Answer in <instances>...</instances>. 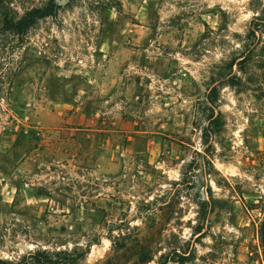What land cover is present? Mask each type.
<instances>
[{
    "label": "rangeland",
    "instance_id": "rangeland-1",
    "mask_svg": "<svg viewBox=\"0 0 264 264\" xmlns=\"http://www.w3.org/2000/svg\"><path fill=\"white\" fill-rule=\"evenodd\" d=\"M48 1L0 0V259L264 264V0H53L11 29ZM206 106L209 191L180 174Z\"/></svg>",
    "mask_w": 264,
    "mask_h": 264
},
{
    "label": "trees",
    "instance_id": "trees-1",
    "mask_svg": "<svg viewBox=\"0 0 264 264\" xmlns=\"http://www.w3.org/2000/svg\"><path fill=\"white\" fill-rule=\"evenodd\" d=\"M53 0H49L43 6L34 7L30 10L26 11L23 15H21L16 21L12 22L11 29L15 31L17 34H23L25 31L32 26L38 19L53 14ZM214 89V88H212ZM209 102L213 101L211 96H208ZM209 109L210 113L207 115L208 124L201 127L200 129V144L202 148L200 149H191L190 158H187L183 161L181 165L180 174L182 177L189 176L192 172H199L202 179L206 183V190L209 191V181L210 177L214 175V173H218L217 170L213 166L212 156L214 155V145H213V137L220 130L222 125L220 116L218 114L214 115L213 107L206 106V109ZM190 148H188L189 150ZM198 207L202 215L204 216L208 211V201L203 198L201 201L197 202ZM38 254V252H36ZM54 256L58 255L57 253L53 254ZM58 257V256H57ZM36 260L31 261L30 264H58L61 262L59 258L52 259L50 255H44L42 258H35ZM168 261L165 260L160 264H168ZM28 262L24 259H20L16 262H12L9 260L0 259V264H27Z\"/></svg>",
    "mask_w": 264,
    "mask_h": 264
},
{
    "label": "clouds",
    "instance_id": "clouds-1",
    "mask_svg": "<svg viewBox=\"0 0 264 264\" xmlns=\"http://www.w3.org/2000/svg\"><path fill=\"white\" fill-rule=\"evenodd\" d=\"M207 6H208V7H211L212 5H211V3H208Z\"/></svg>",
    "mask_w": 264,
    "mask_h": 264
}]
</instances>
